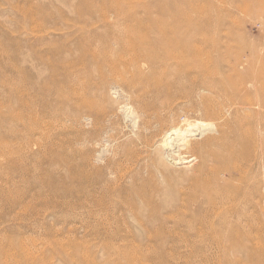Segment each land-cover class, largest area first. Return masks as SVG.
<instances>
[{"label": "rangeland", "instance_id": "374dc122", "mask_svg": "<svg viewBox=\"0 0 264 264\" xmlns=\"http://www.w3.org/2000/svg\"><path fill=\"white\" fill-rule=\"evenodd\" d=\"M198 32L243 71L264 0H0V264H264V214L228 237L190 150L162 157L160 127L141 139L124 110L134 44Z\"/></svg>", "mask_w": 264, "mask_h": 264}, {"label": "bare ground", "instance_id": "6f19581e", "mask_svg": "<svg viewBox=\"0 0 264 264\" xmlns=\"http://www.w3.org/2000/svg\"><path fill=\"white\" fill-rule=\"evenodd\" d=\"M167 34L160 39V46L155 44L154 34L153 37L147 34L156 40V46L150 43L140 47L133 43L130 58L123 62L126 70L131 65L136 70L135 78L123 83L126 115L130 122L132 116L136 118L133 125L141 139L143 130L160 127L156 136L159 135L162 157L165 154L170 157L167 149L174 142H179L185 151L189 149L190 159L194 157L198 165L194 182L198 186L202 184L200 193L205 191L202 195L212 211L211 218L218 215L221 222L231 225L230 238L248 236L247 229L237 226L239 222L251 226L264 214V53L249 54L247 66L238 71L239 53L236 51L228 60L227 68L220 66L224 54L219 51L217 41L204 33L182 37ZM142 67L147 73L140 71ZM146 97L163 99L161 106H158L160 100L157 105L145 103ZM161 109L166 113H160ZM200 125L206 126L202 127L205 133L199 140H191L189 133ZM147 140H143L146 146ZM250 174L253 176L248 180ZM141 187H138L140 191L144 189ZM250 208L258 209L246 214ZM225 211L230 213L229 217ZM255 213L258 214L252 216Z\"/></svg>", "mask_w": 264, "mask_h": 264}]
</instances>
